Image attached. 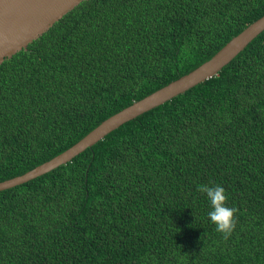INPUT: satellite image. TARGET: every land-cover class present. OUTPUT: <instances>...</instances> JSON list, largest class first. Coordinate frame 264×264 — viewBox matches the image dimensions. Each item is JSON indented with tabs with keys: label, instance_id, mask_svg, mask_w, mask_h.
I'll list each match as a JSON object with an SVG mask.
<instances>
[{
	"label": "trees",
	"instance_id": "1",
	"mask_svg": "<svg viewBox=\"0 0 264 264\" xmlns=\"http://www.w3.org/2000/svg\"><path fill=\"white\" fill-rule=\"evenodd\" d=\"M264 0H83L0 64V181L210 59ZM236 212L216 230L198 185ZM0 264H264V30L213 76L0 191Z\"/></svg>",
	"mask_w": 264,
	"mask_h": 264
},
{
	"label": "water",
	"instance_id": "2",
	"mask_svg": "<svg viewBox=\"0 0 264 264\" xmlns=\"http://www.w3.org/2000/svg\"><path fill=\"white\" fill-rule=\"evenodd\" d=\"M83 0H0V64L48 31ZM264 30V15L232 37L210 59L163 87L124 107L103 120L74 145L40 165L15 177L0 181V191L34 179L92 147L107 134L159 106L195 85L216 76Z\"/></svg>",
	"mask_w": 264,
	"mask_h": 264
},
{
	"label": "clouds",
	"instance_id": "3",
	"mask_svg": "<svg viewBox=\"0 0 264 264\" xmlns=\"http://www.w3.org/2000/svg\"><path fill=\"white\" fill-rule=\"evenodd\" d=\"M198 190L203 192L207 198L209 209L207 216L216 230L224 236L231 234L235 227L236 209L226 203L225 189L220 184L198 185Z\"/></svg>",
	"mask_w": 264,
	"mask_h": 264
}]
</instances>
